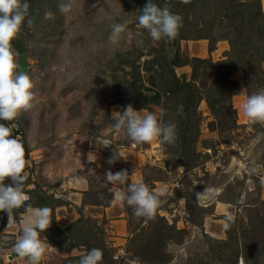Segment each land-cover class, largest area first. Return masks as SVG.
Masks as SVG:
<instances>
[{"label": "rangeland", "instance_id": "obj_1", "mask_svg": "<svg viewBox=\"0 0 264 264\" xmlns=\"http://www.w3.org/2000/svg\"><path fill=\"white\" fill-rule=\"evenodd\" d=\"M61 2L68 0H28V17L11 44L17 71L34 82V102L15 121H0L15 125L11 134L25 148L23 190L29 201L47 206L51 214L68 204L69 187L82 178L89 187L83 204L100 206L89 212L77 207L83 224L71 234L81 246L59 250L66 257L56 264H78L75 257L90 250L85 240L94 246L96 237L108 250L102 251L100 264H264V122L250 121L241 109L245 95L264 90L259 0H155L183 20L174 39L159 41L137 20L147 0H71L68 13L59 11ZM125 20L126 29L113 43L112 25ZM200 35L207 38L196 39ZM177 59L191 61L184 70L190 78L177 72L182 66L172 65ZM226 61L227 70L210 65ZM237 65L230 75L239 87L230 99L236 113L224 115L225 123L211 130L214 116L201 100L197 122L183 142V120L176 109L184 104L185 92L163 93L172 87L173 74L195 82L204 93L213 80L224 86L227 72ZM127 101L136 110L176 123V141L137 144L123 129L114 130L116 112L122 113ZM113 152L119 159L109 164ZM217 162L218 171L205 170L207 163ZM122 169L129 173L125 185L105 182L107 170ZM137 182L160 200L151 218L135 216L132 206L116 199L117 192ZM4 183L11 184V178ZM204 188L209 194L198 201L196 192ZM112 206L116 218H111L121 219L113 224L123 226L115 232L105 230L107 220L94 216ZM23 209L9 216L0 211V263L14 243L5 226ZM120 247L126 253L119 261L113 256Z\"/></svg>", "mask_w": 264, "mask_h": 264}, {"label": "clouds", "instance_id": "obj_2", "mask_svg": "<svg viewBox=\"0 0 264 264\" xmlns=\"http://www.w3.org/2000/svg\"><path fill=\"white\" fill-rule=\"evenodd\" d=\"M72 8L71 0L61 2L59 11L68 13ZM28 0H0V121H15L21 111L28 110L34 102V82L23 70L17 71L19 64L11 42L18 36L21 27L28 17ZM138 23L147 30L153 40L174 39L182 27V17L170 11L167 5L159 6L155 0H147L139 10ZM27 23L31 25L29 18ZM128 21L114 23L109 39L115 43L126 29ZM243 115L253 122H264V90L247 95L242 103ZM177 113H181L183 105H177ZM117 118L111 127L114 130L123 129L124 134L133 143H150L158 140L161 144H172L177 139V126L174 122H165L154 113L145 109L136 110L127 105L123 112H116ZM14 124L0 122V211H6L8 216L13 209L25 208L27 216L23 221L22 233L14 244L15 252L22 258H27L28 264H39L46 251L48 240L42 235L51 225L50 212L47 207H33L29 195L23 190L26 176L25 148L11 133ZM117 154L108 159L114 163ZM11 178V184L4 181ZM129 179L127 170L104 173L106 183L117 182L125 185ZM209 190L196 192L197 200L207 197ZM116 199L133 208L135 216L151 218L160 200L144 182L127 184L126 191L116 193ZM102 250L91 248L80 257L78 264H100Z\"/></svg>", "mask_w": 264, "mask_h": 264}, {"label": "trees", "instance_id": "obj_3", "mask_svg": "<svg viewBox=\"0 0 264 264\" xmlns=\"http://www.w3.org/2000/svg\"><path fill=\"white\" fill-rule=\"evenodd\" d=\"M259 9H261L260 0H259ZM262 14H264V13H262ZM202 38H207V37H206V35H202V36L200 35V36L196 37V39H202ZM180 39H186V37H181ZM213 48L214 47H211L212 50H213ZM192 62H194V63L195 62L196 63L197 62L198 63L208 62L209 63L208 60H201V59H194V60H192ZM190 64H191V61H189V60L184 61L182 63H179V60L177 59L174 62H172L173 66L174 65L175 66H185V65H190ZM229 64H230V62L226 61V62H218L216 64H210V65L213 68L220 67L224 70H227V68L230 67ZM195 66H196V64L194 65L193 76L197 77L198 73H197V68ZM237 66L236 67L232 66L234 68H232L230 72H227L228 75H227V78L225 79V83H224V86H226V87H224L223 84L218 83L217 80H213L212 83L208 87H206V91L204 93L201 91L202 88L200 89V87H198L195 82L188 81V80H186V78H184V80H183V79H181V77H178V76H176V74H173V79H172L173 85H172V87L165 88L163 93H164V95L169 96V95H175V94L185 92L186 96H185V101L183 104V110L181 112V116H182L183 121H182V123H181L182 125L180 127V132H181L180 135H181L183 142L186 143L188 140V138L186 137L187 135H185V133L190 130V128L193 126L192 124L194 121L197 122V119H198L197 118V116H198L197 108H198L201 100L204 99L207 102V105H208V107L212 113V116H214V121H211L209 123V126H210L209 128L211 130H215V128H217V125L219 126V124L225 123L223 121L225 118L224 115L236 113L235 109H233V107L230 105V102H231L230 99H231V97H233V95L238 94L239 87L236 84V82L230 80V75L233 72V70H235V69L237 70L240 68L239 65H237ZM220 68L218 70H220ZM215 69H217V68H215ZM204 88L205 87H203V90H204ZM161 95H162V93L160 91L156 92L157 97H160ZM122 104L125 105L124 103H122ZM126 104L129 105L128 101L126 102ZM233 124H235V120L233 121ZM195 127H198V124L195 125ZM183 148H182V150H183ZM180 163L182 164V160L180 161ZM188 202H189L188 205H190V200ZM28 203H30L34 207H43L39 203H32L31 201H28ZM50 219H51V225L44 232L48 242H50L52 245L58 247L59 250H65V251H69L72 248H77L78 246H81L80 243L75 242V239H73L71 232L77 226H79L81 228V226L83 224L82 218L78 219L69 228H67L65 230H62L58 227L56 220H55V213L54 212H52L50 214ZM100 230H102V229H100ZM94 242H95L94 243L95 245L93 246L91 243V240H85V243H88V244H84V245H86V247L88 249L95 247V248L101 249L104 252L108 251L104 240L101 239L100 237H96ZM81 256H83V255H81ZM81 256H78L75 258L80 259Z\"/></svg>", "mask_w": 264, "mask_h": 264}, {"label": "crops", "instance_id": "obj_4", "mask_svg": "<svg viewBox=\"0 0 264 264\" xmlns=\"http://www.w3.org/2000/svg\"><path fill=\"white\" fill-rule=\"evenodd\" d=\"M263 2L264 0H260L261 8L264 11ZM186 68L188 67L187 66L179 67L177 68V72H179L178 70H183L182 73L186 74V76L190 78L191 74L188 71H184ZM72 184H73V187H69L70 189L66 193V197H65L67 199L68 204L65 203L60 206H56L55 211H54L56 223L58 227L62 230L69 228L74 222H76L79 219V211L77 210V207L79 208L83 207L85 211H88L89 207H95V208L100 207L96 205L83 204L84 194L88 192V188H89L87 180L82 179V178L80 179L76 178ZM74 205L76 208L73 209L72 207H74ZM92 210L93 209L90 210V213L92 212ZM216 210H218L217 204H216ZM111 213L113 215L115 213V208H113V206L103 209L100 213L96 212L97 215L95 214L94 216L98 218V220H100L101 218L107 220V222L104 223V227L106 231H109L110 228L114 229L112 230V232H115L116 230L117 231L122 230L123 229L122 225L113 224V223H116L117 221H121V219L113 220V218L111 217H114V216L113 215L111 216ZM26 216H27V213L24 208L22 211L18 212L17 214L18 218L16 220H11V222H9L5 226V229L8 231L9 234H11L10 236H12L14 243L10 245V247L6 250L5 255L8 258L6 259L5 257H3L2 262L0 264H28L27 258H22L18 256L14 249V244L16 243L18 237L22 233L23 221L25 220ZM42 235L45 236L44 233H42ZM46 243L48 244V246L46 247V251L42 256V259L39 261V264H56L57 259L66 257L65 253L64 254L61 253L58 247L52 245L48 241ZM66 254L70 256V253L66 252Z\"/></svg>", "mask_w": 264, "mask_h": 264}, {"label": "built area", "instance_id": "obj_5", "mask_svg": "<svg viewBox=\"0 0 264 264\" xmlns=\"http://www.w3.org/2000/svg\"><path fill=\"white\" fill-rule=\"evenodd\" d=\"M222 151H219L218 153L221 154ZM221 167V162H217L216 164L215 163H207L205 165V170L208 172H212V171H218V168ZM126 253V249L124 247H120L114 254L113 258L115 260H121L123 257H124V254Z\"/></svg>", "mask_w": 264, "mask_h": 264}]
</instances>
